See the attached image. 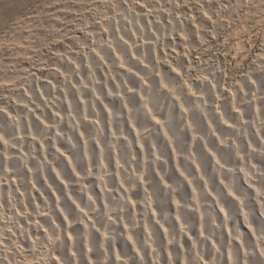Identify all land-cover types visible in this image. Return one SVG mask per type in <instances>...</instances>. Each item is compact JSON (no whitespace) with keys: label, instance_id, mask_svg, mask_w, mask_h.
Returning <instances> with one entry per match:
<instances>
[{"label":"rangeland","instance_id":"1","mask_svg":"<svg viewBox=\"0 0 264 264\" xmlns=\"http://www.w3.org/2000/svg\"><path fill=\"white\" fill-rule=\"evenodd\" d=\"M0 264H264V0H0Z\"/></svg>","mask_w":264,"mask_h":264},{"label":"bare ground","instance_id":"2","mask_svg":"<svg viewBox=\"0 0 264 264\" xmlns=\"http://www.w3.org/2000/svg\"><path fill=\"white\" fill-rule=\"evenodd\" d=\"M160 222V221H159Z\"/></svg>","mask_w":264,"mask_h":264}]
</instances>
